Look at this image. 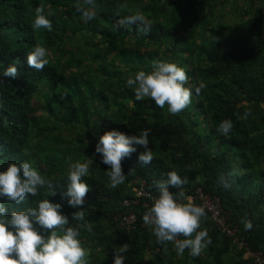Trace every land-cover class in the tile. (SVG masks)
Here are the masks:
<instances>
[{"label": "trees", "instance_id": "trees-1", "mask_svg": "<svg viewBox=\"0 0 264 264\" xmlns=\"http://www.w3.org/2000/svg\"><path fill=\"white\" fill-rule=\"evenodd\" d=\"M254 1L215 28L225 0H0V264H255L188 202L198 188L264 257ZM179 100L188 113H174ZM133 178L172 198L156 228L141 226L147 209L122 206ZM127 212L135 230L114 220Z\"/></svg>", "mask_w": 264, "mask_h": 264}, {"label": "built area", "instance_id": "built-area-1", "mask_svg": "<svg viewBox=\"0 0 264 264\" xmlns=\"http://www.w3.org/2000/svg\"><path fill=\"white\" fill-rule=\"evenodd\" d=\"M260 40L264 43V27L262 29ZM132 190L134 191V199L132 201L125 200V206H135L147 209L141 220V226L155 227L157 226L161 213L172 202L170 196H155L146 190V182L140 178H134L131 181ZM194 201L195 211L197 213H205L212 220L213 224L221 233L232 239L238 249L245 251V257H250L255 264H264V257L261 252H250L248 245L240 239L238 228L229 222L228 214L225 213L220 205L219 199L204 194L201 189H196L192 198ZM119 226L125 230H135L138 218L133 212L116 218Z\"/></svg>", "mask_w": 264, "mask_h": 264}, {"label": "rangeland", "instance_id": "rangeland-1", "mask_svg": "<svg viewBox=\"0 0 264 264\" xmlns=\"http://www.w3.org/2000/svg\"><path fill=\"white\" fill-rule=\"evenodd\" d=\"M225 2L226 3H224V4L218 3L216 8L214 9L215 10L214 21L209 18L211 26H213L215 28L219 27L218 25H221V24L225 25L227 27H231V26L239 23V21H240L239 15L242 12H244V10L250 8V6L252 5L250 0H225ZM253 8H260V9L264 8V2L262 0H255L253 2ZM204 27H206V25ZM203 28H202V30H203ZM179 32L182 35L188 36V39L191 40V36L188 34V30L186 29V27L184 29L179 30ZM196 39L198 40L197 37H196ZM174 40H175V36H174V38H172L169 41L170 45H168V42H163L162 47H158V50L156 51L155 54L158 57H160L163 62H165L169 58V56L172 55V53H170V50L172 49V45L174 44V42H176ZM179 43H181V41ZM196 43H198V42H196ZM180 55H185V54L180 52ZM172 61H173L172 64H173L174 70H176V71L181 70L180 67L178 66L179 63H178L177 59L176 60L174 59ZM174 70L172 68V71H174ZM134 75H135L136 87L138 88V90H140L142 92L146 91V81L144 80L142 73L137 72V73H134ZM181 84H184V81H182ZM187 89H188L187 87H182L178 92L179 97L182 96L181 97L182 99H186L187 94H188ZM38 99L41 102L43 100L42 96H39ZM178 107H179V111H177V110L174 111V113H176L177 115L183 114V113L185 114V113H188L190 111L189 107L186 105L185 101L183 102V100L178 101ZM73 137L79 139V136L77 137L76 134H71L69 137V140L71 142L77 143L78 140L73 139ZM38 163H40V162H38ZM90 245H91V242L85 241L82 249H85V247L90 246ZM144 264H147L146 257L144 258Z\"/></svg>", "mask_w": 264, "mask_h": 264}, {"label": "clouds", "instance_id": "clouds-1", "mask_svg": "<svg viewBox=\"0 0 264 264\" xmlns=\"http://www.w3.org/2000/svg\"><path fill=\"white\" fill-rule=\"evenodd\" d=\"M134 179V178H133ZM132 179V180H133ZM131 180V181H132ZM131 181L129 182V184H128V186H129V188L131 189V191H132V197L131 198H127V199H125V200H129V201H132L135 197H134V191L132 190V185H131ZM147 190V189H146ZM149 192V191H148ZM150 193V192H149ZM152 194V193H151ZM189 198H192V197H189ZM189 198H187V200L189 199ZM125 200H123V203H122V206H124L125 208H133V207H135V206H125L124 205V201ZM188 202H190L189 200H188ZM194 201H192V202H190V203H193ZM195 203V202H194ZM171 204V203H170ZM169 204V205H170ZM128 213H130V212H127V213H123V214H118L117 216H115L114 217V220L116 221V218H118L119 216H124V215H127ZM134 213V212H133ZM136 214V213H135ZM144 216V215H143ZM143 218V217H142ZM142 220V219H141ZM117 222V221H116ZM117 224H118V222H117ZM119 225V224H118ZM158 225V224H157ZM120 227V226H119ZM146 227V226H145ZM157 226H155V227H150V228H156ZM121 228V227H120ZM126 231H128V230H126ZM132 231V230H131Z\"/></svg>", "mask_w": 264, "mask_h": 264}]
</instances>
